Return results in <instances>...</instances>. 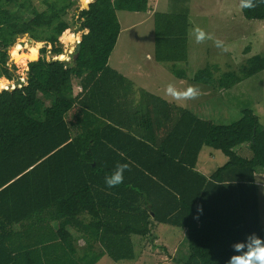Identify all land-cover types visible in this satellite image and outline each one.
Listing matches in <instances>:
<instances>
[{
	"label": "trees",
	"instance_id": "trees-1",
	"mask_svg": "<svg viewBox=\"0 0 264 264\" xmlns=\"http://www.w3.org/2000/svg\"><path fill=\"white\" fill-rule=\"evenodd\" d=\"M42 4L44 10L31 0H0V77L13 78L9 52L18 36L45 43L27 58V84L0 91V260L132 261V235L149 236L158 222L187 229L188 252L178 264H225L232 242L253 231L264 236L255 180L264 174V125L257 114L246 108L239 120L217 124L158 96L144 94L135 104L131 82L108 64L121 33L117 11L146 12L149 0H88L78 14L81 50L72 62L49 61L44 53L47 45L63 53L64 15L75 1ZM242 13L264 20V3ZM189 28L187 12H156L155 60L187 61ZM17 50L23 52L20 44ZM262 70L259 54L241 75L215 79L206 67L192 80L228 89ZM173 72L186 77L185 69ZM243 145L249 156L237 151ZM204 146L228 158L209 178L196 170ZM118 163L130 170L122 184L108 187L105 177ZM72 229L85 238L84 251Z\"/></svg>",
	"mask_w": 264,
	"mask_h": 264
},
{
	"label": "rangeland",
	"instance_id": "rangeland-1",
	"mask_svg": "<svg viewBox=\"0 0 264 264\" xmlns=\"http://www.w3.org/2000/svg\"><path fill=\"white\" fill-rule=\"evenodd\" d=\"M31 1L39 10L46 8L42 4V0ZM74 1L75 4L67 11L64 18L69 23L68 32L73 31L79 34V39H81L83 32L79 30L78 14L88 0ZM154 11L171 14L189 13L190 28L187 61L177 62L174 66V63H161L155 60ZM117 18L121 25V33L108 64L111 68L124 74L128 81L131 82L132 87H146L167 100H172L170 97L165 96V88L169 83L174 84L179 90H184L188 86L203 89L205 87L207 99L204 96H200V104H203V111L199 114L203 118L217 124H229L241 118L242 110L251 108L258 115L259 121L261 123L264 122V115L261 113L264 106V70L228 89L219 88L217 85L213 87L212 85L192 80L199 70L206 67L211 68L215 79H219L226 72H236L241 75L243 69H246L249 58L259 54L264 55V20H249L245 18L240 7V0H149V9L146 12L120 10L117 11ZM195 26H199L212 34L215 39L223 41L228 50L223 51L217 48L213 40L196 43L194 36L190 34V30ZM24 38H28L35 43L38 42L31 39L29 34L20 35L10 48L9 62L13 71L14 81L23 74L28 78L27 58H34L37 55V49L33 48V46L19 42V40ZM63 41L60 36L58 45L61 46L63 53L68 55V59L55 58L56 55L51 53L52 46L47 45L48 51L44 53L47 60L73 61L77 43L70 47L65 44L66 38ZM40 42L39 54L40 49L45 47L44 41ZM19 43L23 51L19 52L24 58L22 60L15 53H13L15 58L11 57L12 48L18 51L17 45ZM71 48L72 52H69ZM13 66L16 69H13ZM173 68L185 69L186 77H177L173 72ZM3 78L11 80L5 76ZM73 86L74 95L81 92V87L74 80ZM180 102L184 103V101ZM49 103L46 101V104ZM245 149L248 150L246 147ZM246 150L242 153L240 149L237 151L242 155L249 156ZM227 160L228 158L220 150H215L208 146L203 148L199 157L201 164L206 162L203 165L204 169H211L212 171L223 166ZM261 175V172H258L257 175L255 174L258 177ZM259 182L258 194L261 201V220L262 225H264V186H262L261 181ZM164 226L172 228L169 225ZM72 233L79 239L77 243L78 251H84L83 248L87 247L84 241L85 238L83 239V235L74 229H72ZM171 238H173L172 234L168 235L167 241H169L170 246H172ZM180 238L181 236L177 233L174 248L178 247V242L179 249L181 248V251L178 252L172 251L171 248L166 252L164 247L160 245L147 246L144 250H140L139 247L136 251V257L132 261L115 262L109 256L103 255L97 264H142L144 260L143 264H178V262L169 261V259L173 254L177 255L180 253L179 255L181 256L187 254V241H179ZM95 250L96 252L100 251L98 244H95Z\"/></svg>",
	"mask_w": 264,
	"mask_h": 264
},
{
	"label": "clouds",
	"instance_id": "clouds-1",
	"mask_svg": "<svg viewBox=\"0 0 264 264\" xmlns=\"http://www.w3.org/2000/svg\"><path fill=\"white\" fill-rule=\"evenodd\" d=\"M258 3H264V0H240V7L253 9ZM196 43H203L206 40H213L217 48L227 51L223 41L215 39L212 34L206 32L199 26L190 30ZM200 95V90L195 86H188L184 90H179L174 84L169 83L165 88V96L173 101H188L196 99ZM129 169L127 163H118L115 170L105 177V183L108 187H116L124 181V172ZM198 213H203V206H198ZM199 219V215L195 217ZM231 254L225 261V264H264V236L257 232H250L244 235L242 239L236 240L230 245Z\"/></svg>",
	"mask_w": 264,
	"mask_h": 264
},
{
	"label": "crops",
	"instance_id": "crops-1",
	"mask_svg": "<svg viewBox=\"0 0 264 264\" xmlns=\"http://www.w3.org/2000/svg\"><path fill=\"white\" fill-rule=\"evenodd\" d=\"M157 11H154V14L156 13ZM154 50H155V47H154ZM115 70V69H114ZM117 71V70H116ZM118 72V71H117ZM120 73V72H119ZM121 75H123L126 79L127 77L120 73ZM74 81L77 82L78 86H80V83H79V80L77 79H74ZM132 88V94H133V97H134V102L135 104H138L139 102L140 103H143L145 101V96L144 94H149V96H158L160 97L161 99L167 101L168 103H171V104H175L179 107H182V108H185L189 111H191L192 113H194L195 115H197L199 118L201 119H204V120H208V119H205L203 118L199 113L201 111H203V104H200V96H204L206 97L205 95V87L204 89L203 88H198L200 90V95L196 98V99H191V100H188V101H184V103H181V102H176V101H172V100H167L165 97L163 96H160L159 94H157V92H152L151 90H148L146 87L144 88H141V87H131ZM81 89V88H80ZM148 98V96H146V99ZM207 99V97H206ZM188 103V104H187ZM253 110V109H252ZM261 113L264 115V106L261 110ZM256 114V113H255ZM258 116V115H257ZM259 118V117H258ZM261 123V122H260ZM262 125H264V122L261 123ZM205 147V146H204ZM203 147V148H204ZM244 147V145L240 148L242 149ZM246 147V146H245ZM203 148L201 149V151L203 150ZM211 148V147H210ZM201 151L199 153V156H198V160H197V164H196V170L204 175L205 177L209 178L215 171V170H211V169H204L203 165L206 164V162H203L202 164L199 162V157H200V154H201ZM246 152H248L246 150ZM248 155H250V153L248 152L247 153ZM221 167V166H220ZM219 168V167H218ZM257 175V173H256ZM259 176V175H258ZM258 176H255V180H256V184H257V189L259 187V184L261 181L262 183V186H264V175L262 174L260 177ZM259 179V180H258ZM258 204H259V213H260V222L262 224V220H261V215H262V210H261V201L259 199V194H258ZM164 225H169V224H163L162 223H158V222H155V224L153 225L152 227V231H151V234L149 236H139V235H132V241H133V244L135 246V249L137 251V249L140 247V250H144L146 249L147 246H151V247H154V246H163L164 247V250H166V252L169 251V248L172 249V251H181V248L179 249V243L177 242V245L178 247L177 248H174L175 246V242H176V235L177 233L181 236L180 240L179 241H187V229L186 228H183V227H178V226H173V225H169V226H172L171 227H165ZM181 228V229H180ZM180 229V230H179ZM175 230H178V231H175ZM172 234V237L171 238V242H172V246H170L169 244V241H167V237L168 235H171ZM149 241V242H148ZM147 242V243H146ZM140 244V245H139ZM157 249H159L158 247H156ZM185 249L187 250V248L185 247ZM184 252V251H183ZM180 254V253H179ZM179 254H173L171 255L172 257L169 259V261H173V262H176V259L178 258V255ZM2 258V255H0V259ZM168 258V257H167ZM160 260V259H158ZM99 262V261H98ZM97 262V263H98ZM145 262L142 261V264ZM28 263V262H27ZM96 263V264H97ZM172 263V262H171ZM0 264H10V263H6V261L4 260H0ZM19 264H23L22 263H19ZM175 264V263H174Z\"/></svg>",
	"mask_w": 264,
	"mask_h": 264
},
{
	"label": "bare ground",
	"instance_id": "bare-ground-1",
	"mask_svg": "<svg viewBox=\"0 0 264 264\" xmlns=\"http://www.w3.org/2000/svg\"><path fill=\"white\" fill-rule=\"evenodd\" d=\"M65 38H66V42H65V44H67V45H69L70 47L72 46L73 47V45L75 44V43H77V40H80L79 38H80V35L79 34H77V33H75V32H73V31H69L68 32V30L65 32V34L61 37V39L62 40H64L65 41ZM63 41V42H64ZM19 42H21V43H23V44H26V45H28V46H33V48H35V49H37V50H39V47L41 46V42L40 41H38V42H32L30 39H28V38H24V39H22V40H19ZM20 44V43H19ZM69 52H72V48L69 50ZM13 53H16V51L15 50H12L11 51V57L12 58H15L14 56H13ZM18 54H20V53H18ZM17 57L18 58H21V60H22V55H17ZM55 58H57V59H68V55L67 54H65V53H62V54H59V55H56L55 56ZM6 84H7V82H6V80H3V79H1L0 80V89H2L3 87H5L6 86Z\"/></svg>",
	"mask_w": 264,
	"mask_h": 264
},
{
	"label": "built area",
	"instance_id": "built-area-1",
	"mask_svg": "<svg viewBox=\"0 0 264 264\" xmlns=\"http://www.w3.org/2000/svg\"><path fill=\"white\" fill-rule=\"evenodd\" d=\"M81 40V39H80ZM80 40H77V43L80 41ZM9 66H11L9 64ZM1 79H4L6 80L5 78L3 77H0V80ZM14 78H12L11 80H6L7 84L5 87H3L1 90H13V89H16V88H21L23 85H26L27 84V77L25 76V74L21 75L19 78L16 79V81L13 80Z\"/></svg>",
	"mask_w": 264,
	"mask_h": 264
},
{
	"label": "water",
	"instance_id": "water-1",
	"mask_svg": "<svg viewBox=\"0 0 264 264\" xmlns=\"http://www.w3.org/2000/svg\"><path fill=\"white\" fill-rule=\"evenodd\" d=\"M81 39H82V37H81ZM80 50H81V40L76 45V54H75V56H77V54L80 52Z\"/></svg>",
	"mask_w": 264,
	"mask_h": 264
}]
</instances>
